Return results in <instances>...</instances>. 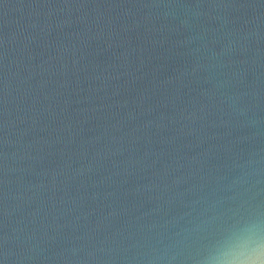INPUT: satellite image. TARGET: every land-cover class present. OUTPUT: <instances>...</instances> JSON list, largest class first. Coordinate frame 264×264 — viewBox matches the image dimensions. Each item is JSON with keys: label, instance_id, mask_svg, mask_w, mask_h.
Segmentation results:
<instances>
[{"label": "water", "instance_id": "water-1", "mask_svg": "<svg viewBox=\"0 0 264 264\" xmlns=\"http://www.w3.org/2000/svg\"><path fill=\"white\" fill-rule=\"evenodd\" d=\"M264 225V0H0V264H204Z\"/></svg>", "mask_w": 264, "mask_h": 264}, {"label": "clouds", "instance_id": "clouds-1", "mask_svg": "<svg viewBox=\"0 0 264 264\" xmlns=\"http://www.w3.org/2000/svg\"><path fill=\"white\" fill-rule=\"evenodd\" d=\"M203 259L204 264H264V225L255 223L238 230L228 243Z\"/></svg>", "mask_w": 264, "mask_h": 264}]
</instances>
